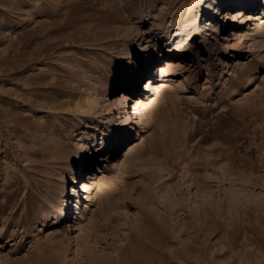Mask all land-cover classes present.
<instances>
[{
	"label": "rangeland",
	"instance_id": "obj_1",
	"mask_svg": "<svg viewBox=\"0 0 264 264\" xmlns=\"http://www.w3.org/2000/svg\"><path fill=\"white\" fill-rule=\"evenodd\" d=\"M221 1L0 0V264H264V33L262 51L248 49L237 32L255 22L223 21ZM175 18L201 27L204 47L173 57L164 78L170 40L154 34ZM146 47L154 69L133 87L156 106L148 124L140 104L111 98L112 77ZM106 98L118 144L105 136ZM107 140L112 162L81 231L84 195L69 177Z\"/></svg>",
	"mask_w": 264,
	"mask_h": 264
},
{
	"label": "bare ground",
	"instance_id": "obj_2",
	"mask_svg": "<svg viewBox=\"0 0 264 264\" xmlns=\"http://www.w3.org/2000/svg\"><path fill=\"white\" fill-rule=\"evenodd\" d=\"M257 2H259L260 4ZM220 3L221 4H219L218 8L219 9L224 8V11L222 10L223 11V13H222L223 21H225V20L228 21V19L233 18L236 20L239 19L242 23H244L246 21H250V20L255 22V24L253 25V28H251L252 27L251 26L246 31H243L242 28H241V30L239 29V31L237 32V38L246 39V41L248 42V47H247L248 49H251V50L255 49L256 50V49L260 48L259 41L261 42V40H257V37L264 33V9L263 8L258 9L257 5L264 6V0H222ZM238 3H239V5H238ZM235 8H237V9L239 8V9L236 10ZM218 11H219L218 9H217V12H216V9H212L209 12H205V15L209 16V17H207V19L212 18V20H213L212 22L207 24L208 28L211 30V32L215 31L216 27L218 26L217 24H218V18L219 17L217 18V20L215 19L218 15ZM188 14H189V15H187L188 17H192V15H193V13L191 11H189ZM193 18H194L193 19V22H194L195 16ZM179 21L175 18V19H173V21L171 22L169 27H158L157 26V28L155 29L156 33L154 34L155 35L154 37L157 36L156 38L158 41L170 40L169 47H167V49H166L167 51L165 53L167 55L166 58H169V59L166 60V58L165 59L163 58L164 59V62H163L164 66L162 68H160V71L162 74L161 76H164V78H165V76H169L168 75L169 71L176 66V63L174 62L175 60L172 59L173 57L178 58L180 60L184 56H188L194 47L195 48H203L204 47V41L205 40L202 38L203 32L200 29L201 27L196 29V27L192 26L191 24H186L184 21H183L184 23L183 22L181 23ZM170 28H171V30H170ZM172 29H175V31L171 35ZM209 29H207V30H209ZM223 30H224V23H222V24L220 23L218 31H223ZM190 33H191V36L189 35ZM119 34H120V40L122 41L120 51H123L125 42L128 40L129 34H128L127 30L123 31V32L121 31V32L116 33V35H119ZM143 34H144V32L142 33V35ZM233 35H235L234 32H233ZM192 36L194 38L193 40H191ZM118 39H117V41H118ZM239 40L237 42H239ZM190 46H192L193 48L189 49ZM114 47H115V44L113 43L111 48H114ZM261 49H262V46H261ZM260 50L258 49L259 53H260ZM136 56H137L136 61H135L136 67L130 66V67L126 68L125 75L123 73L120 75H114L112 77L111 84H113V85L111 86V94H113V95H111V98L117 99L116 103H114L115 106L118 105V102H119L121 106H124V108L126 106H128L129 102H133V103L136 102L137 104H140L138 109H137L138 110V116H137L136 120H139V118H140L143 120V122L145 124H148L150 121H153V117L156 114V110H155L156 106L145 104L144 101L142 100V98L138 97V96H140L142 89L139 88L137 90H134L133 86L135 83L141 84L143 81H145L147 79L148 75H150V73L154 69V62H155L154 59L156 58V56L153 55L152 52H150V48L148 49L147 47L144 48L143 50L137 51ZM143 58H146L144 62L142 60ZM206 58H208V57H206ZM177 65H179V62ZM143 75H146V79L145 80L141 79V81L139 80L140 82H138L137 78L138 77L141 78V77H143ZM253 78H255V77L253 75H250L248 77L247 84L251 83ZM237 79H238V77H237ZM122 81H123V84L125 83V87H127V90H124L123 89L124 87L120 88V86L118 89V85L122 84ZM235 83H239V82L235 81ZM178 85L180 86L181 84H178ZM182 85H184V84H182ZM233 85H231V86H233ZM249 85H251V84H249ZM125 91L126 92H133V94L124 93ZM143 96H144V94H143ZM108 98H106V105H105L107 107V114H106V119H105L104 132H105V136L107 139H109L110 136L115 135V142L118 144L119 140H120V135L116 134V132L113 129L114 128L113 126L115 125V122H114L115 117L113 115L114 113H111L112 107L110 106V99H108ZM117 110H119V106L117 107ZM127 118H128V116H127ZM128 122H131L129 118L127 120V123ZM111 145H112L111 142L109 140H107V142L102 143L99 148L91 149L89 157H87V156L83 157L81 159L80 163L76 166V175L74 177H69V180H70L69 183L71 185H73V184L75 185V186H72L73 194L77 195L78 187L81 185L80 189H79V193L84 195L81 198L85 202L80 206V209L77 211V215H78L77 220L79 221V223H78L79 226H81L80 224L82 222L81 217L84 215V212L89 209V204L93 200V192L96 188V184L98 183L99 180H101L103 178L102 175L105 174V171L101 170L102 162H104L105 160L107 162H112L111 161L112 154L111 155L109 154L111 151L110 150ZM102 150L105 151L104 154H106V155L101 157L102 160H101V163H99V166H96L93 168L92 164L94 163V155L100 153ZM92 169L94 170L93 174L90 173L91 171L89 172V170H92ZM96 169L99 171H96ZM84 172H89L88 176L89 175H91V176L89 178L85 177V175L83 174ZM68 201H63L64 203L59 209L61 211V214L63 215V218L67 217L66 216L67 215L66 210L68 208V206H67ZM78 201H80V203H82L81 200L78 199ZM96 217H97V215L94 211L90 212L88 218H89V224L91 225V228H93L94 219ZM107 217H109V216H107ZM89 227H87V229ZM91 228H89V229H91ZM83 230H84V227L82 228V226H81V231H83ZM49 245H50L49 248L54 250V252H57L58 254L61 253V257L59 258V260L62 259V262L66 260V255L61 250L57 249V245H55L56 249L52 245V243L51 244L49 243ZM52 250H51V252H52Z\"/></svg>",
	"mask_w": 264,
	"mask_h": 264
}]
</instances>
